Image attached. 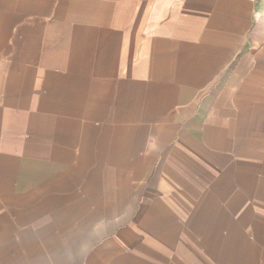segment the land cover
I'll use <instances>...</instances> for the list:
<instances>
[{
  "label": "crops",
  "instance_id": "1",
  "mask_svg": "<svg viewBox=\"0 0 264 264\" xmlns=\"http://www.w3.org/2000/svg\"><path fill=\"white\" fill-rule=\"evenodd\" d=\"M0 264H264V0H0Z\"/></svg>",
  "mask_w": 264,
  "mask_h": 264
},
{
  "label": "built area",
  "instance_id": "2",
  "mask_svg": "<svg viewBox=\"0 0 264 264\" xmlns=\"http://www.w3.org/2000/svg\"><path fill=\"white\" fill-rule=\"evenodd\" d=\"M252 1H257V0H252Z\"/></svg>",
  "mask_w": 264,
  "mask_h": 264
}]
</instances>
